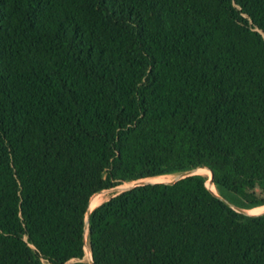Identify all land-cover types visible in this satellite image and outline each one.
<instances>
[{
    "label": "trees",
    "instance_id": "16d2710c",
    "mask_svg": "<svg viewBox=\"0 0 264 264\" xmlns=\"http://www.w3.org/2000/svg\"><path fill=\"white\" fill-rule=\"evenodd\" d=\"M264 0H0V264H264ZM89 224L88 232L86 225Z\"/></svg>",
    "mask_w": 264,
    "mask_h": 264
},
{
    "label": "rangeland",
    "instance_id": "374dc122",
    "mask_svg": "<svg viewBox=\"0 0 264 264\" xmlns=\"http://www.w3.org/2000/svg\"><path fill=\"white\" fill-rule=\"evenodd\" d=\"M203 175V174H202ZM183 175H168V176H162L160 178H157V179H145L147 181H150L152 183H163V184H170V183H174V182H177L179 181L181 178H182ZM205 176V175H204ZM208 179H210V177H208ZM135 183H127V184H124L122 186H119V187H116V191H110L108 190L107 193H101L100 195L103 196V203H106L108 202L109 200H111L112 198L118 196L119 194H121L123 191L125 190H128L130 189L131 187H133ZM208 188H210V184H209V180H208ZM211 189V188H210ZM216 189V187H215ZM218 194V191L217 189L214 191ZM230 202V201H229ZM101 204V205H102ZM233 204V203H232ZM100 205V206H101ZM234 205V204H233ZM236 206V205H235ZM95 210V209H94ZM246 210V209H244ZM258 210V211H256ZM248 212H250V214H256V215H259V214H262L264 213V206L262 207H258V208H255V209H252V210H247ZM91 256H92V253H91V250L89 249V247H86V260L90 261L91 260Z\"/></svg>",
    "mask_w": 264,
    "mask_h": 264
},
{
    "label": "water",
    "instance_id": "95a60500",
    "mask_svg": "<svg viewBox=\"0 0 264 264\" xmlns=\"http://www.w3.org/2000/svg\"><path fill=\"white\" fill-rule=\"evenodd\" d=\"M199 169H207V170L210 171V173H211V177H210V179H209V184H210V186H215V182H214V173H213L210 169H208V168H199ZM199 169H196V170H193V171H190V172H187V173L183 174V176H182V178H181L180 180L185 179V178H188V177H191V176H195V175H202V174H199V173H198V170H199ZM180 180H179V181H180ZM177 182H178V181H177ZM175 183H176V182H174V183H170V184H175ZM149 184H161V183H152V182L147 181V180H142V181L137 182V183H136L133 187H131L130 189H132V188H136V187H140V186H146V185H149ZM130 189H128V190H130ZM209 189H210V188H209ZM116 190H117V189L114 188V189H112V190H110V191H116ZM125 191H127V190H125ZM125 191H123V192H125ZM210 191L214 194V196H216L217 198H219L222 202H224L226 205H228L229 207H231L232 209H234V210L237 211L238 213H241V214H244V215H248V216H260V215H264V213L259 214V215H256V214H250L247 210H244V209H242V208H239V207L233 205V204H232L231 202H229L228 200H226V199L220 197L217 193H215V192L212 191L211 189H210ZM123 192H122V193H123ZM102 193H107V191H104V192H102ZM98 195H100V194H98ZM93 211H94V210H91V208L89 209V212H88V215H87V220H88V221H89V218H90V216H91V214H92ZM88 229H89V224L87 223V225H86V231H87V232H88ZM90 263H91V264H94V261H93L92 256H91Z\"/></svg>",
    "mask_w": 264,
    "mask_h": 264
},
{
    "label": "bare ground",
    "instance_id": "6f19581e",
    "mask_svg": "<svg viewBox=\"0 0 264 264\" xmlns=\"http://www.w3.org/2000/svg\"><path fill=\"white\" fill-rule=\"evenodd\" d=\"M198 173L199 174H203L205 175L206 177H211V173L209 170L207 169H199L198 170ZM211 190L212 191H215V186H210ZM216 193V192H215ZM93 202H92V206H91V210H94L96 209L97 207H99L102 203H103V196L102 195H98L96 196L95 198H93ZM95 211V210H94ZM258 211V210H256ZM250 213V212H249Z\"/></svg>",
    "mask_w": 264,
    "mask_h": 264
}]
</instances>
